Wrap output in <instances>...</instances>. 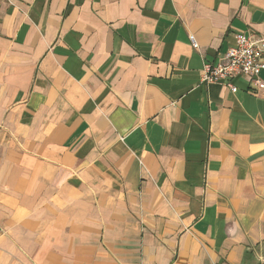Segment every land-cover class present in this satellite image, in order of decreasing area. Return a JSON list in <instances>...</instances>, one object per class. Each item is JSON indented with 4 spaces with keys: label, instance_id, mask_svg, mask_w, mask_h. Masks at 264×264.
<instances>
[{
    "label": "crops",
    "instance_id": "obj_1",
    "mask_svg": "<svg viewBox=\"0 0 264 264\" xmlns=\"http://www.w3.org/2000/svg\"><path fill=\"white\" fill-rule=\"evenodd\" d=\"M237 32L264 0H0V264H264V70L201 82Z\"/></svg>",
    "mask_w": 264,
    "mask_h": 264
},
{
    "label": "built area",
    "instance_id": "obj_2",
    "mask_svg": "<svg viewBox=\"0 0 264 264\" xmlns=\"http://www.w3.org/2000/svg\"><path fill=\"white\" fill-rule=\"evenodd\" d=\"M234 45L229 47L221 61L215 65L204 63L201 82L225 83L233 89L230 80L241 75L248 77L254 84L260 85L259 73L264 70V37H255L245 33L233 34ZM193 47H197L193 35H189Z\"/></svg>",
    "mask_w": 264,
    "mask_h": 264
}]
</instances>
